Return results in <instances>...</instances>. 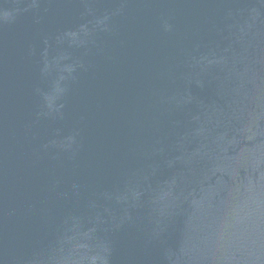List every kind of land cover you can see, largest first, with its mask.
Segmentation results:
<instances>
[{
    "label": "water",
    "instance_id": "obj_1",
    "mask_svg": "<svg viewBox=\"0 0 264 264\" xmlns=\"http://www.w3.org/2000/svg\"><path fill=\"white\" fill-rule=\"evenodd\" d=\"M0 264H264V0H0Z\"/></svg>",
    "mask_w": 264,
    "mask_h": 264
}]
</instances>
